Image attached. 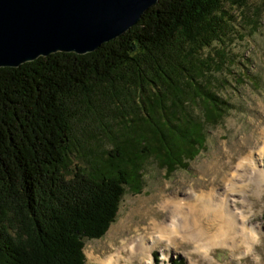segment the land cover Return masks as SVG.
<instances>
[{
  "label": "trees",
  "instance_id": "trees-1",
  "mask_svg": "<svg viewBox=\"0 0 264 264\" xmlns=\"http://www.w3.org/2000/svg\"><path fill=\"white\" fill-rule=\"evenodd\" d=\"M248 1L161 0L93 53L0 69V264H86L148 161L188 167L228 112L214 89L224 52L205 51L234 28L227 6ZM82 114L111 146L92 159Z\"/></svg>",
  "mask_w": 264,
  "mask_h": 264
},
{
  "label": "rangeland",
  "instance_id": "rangeland-1",
  "mask_svg": "<svg viewBox=\"0 0 264 264\" xmlns=\"http://www.w3.org/2000/svg\"><path fill=\"white\" fill-rule=\"evenodd\" d=\"M227 10L232 13L234 28L224 43L217 42L205 51L215 55L217 60L220 57L216 56V50L225 55V66L223 72L217 74L214 88L228 103L225 118L218 126L208 128L205 148L186 169L167 173L152 160L146 163L142 190L126 188L114 223L103 237L86 242V264H102L125 238L138 233L149 236L152 230L145 227L151 220L168 218L166 211L158 208V203L171 197L184 199L193 189L207 193L212 188L220 193L224 173L235 167L237 158L252 151L251 147L260 142L259 131L264 128V0H249L245 7L227 6ZM83 108L80 107L79 112H84ZM105 116L106 112L101 118ZM101 118L94 115L90 121L82 114L83 123H76L81 144L90 148V152L85 151L88 159L111 147L98 127L103 122ZM249 195L250 225L259 233L251 250L246 251L245 247L233 250L224 245L202 255L196 251L194 243L179 238L176 244L164 241L154 246L148 258L125 256L118 264H264V193L259 197L251 190Z\"/></svg>",
  "mask_w": 264,
  "mask_h": 264
},
{
  "label": "bare ground",
  "instance_id": "bare-ground-1",
  "mask_svg": "<svg viewBox=\"0 0 264 264\" xmlns=\"http://www.w3.org/2000/svg\"><path fill=\"white\" fill-rule=\"evenodd\" d=\"M259 132L261 143L254 144L252 151L237 158L235 167L224 173L220 193L212 188L207 193H197L193 189L184 199L171 197L158 203V208L166 211L167 220H151L145 227V230H152L149 236L138 233L123 239L102 264H118L125 256L148 258L154 246L164 241L176 244L179 238L194 243L196 251L202 255L224 245L233 250L242 247L251 250L259 233L250 225L247 202H251V190L259 197L264 193V128Z\"/></svg>",
  "mask_w": 264,
  "mask_h": 264
},
{
  "label": "water",
  "instance_id": "water-1",
  "mask_svg": "<svg viewBox=\"0 0 264 264\" xmlns=\"http://www.w3.org/2000/svg\"><path fill=\"white\" fill-rule=\"evenodd\" d=\"M159 1L0 0V69L57 53H93L136 26Z\"/></svg>",
  "mask_w": 264,
  "mask_h": 264
}]
</instances>
